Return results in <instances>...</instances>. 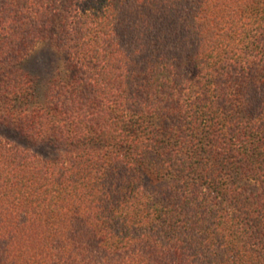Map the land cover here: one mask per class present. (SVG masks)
Wrapping results in <instances>:
<instances>
[{"label":"trees","instance_id":"trees-1","mask_svg":"<svg viewBox=\"0 0 264 264\" xmlns=\"http://www.w3.org/2000/svg\"><path fill=\"white\" fill-rule=\"evenodd\" d=\"M0 126V264H264V0H0Z\"/></svg>","mask_w":264,"mask_h":264},{"label":"rangeland","instance_id":"rangeland-1","mask_svg":"<svg viewBox=\"0 0 264 264\" xmlns=\"http://www.w3.org/2000/svg\"><path fill=\"white\" fill-rule=\"evenodd\" d=\"M32 54L33 56L36 54H41L43 55L41 59H46L45 63L43 64L39 62L34 63L31 61L32 63L28 65V68L36 73L39 77H41L43 82L46 79H51L52 74L56 72L57 69L63 66V58L61 57V54L57 53L56 49L50 46V44L48 43L39 45ZM0 139L8 142H15L22 147H28V150L30 152L37 153L38 155H43L45 153L44 155H49L52 157L55 154V151H52L50 147H39L23 141L22 138L17 135V133H12L11 129H8L6 127L0 126Z\"/></svg>","mask_w":264,"mask_h":264}]
</instances>
